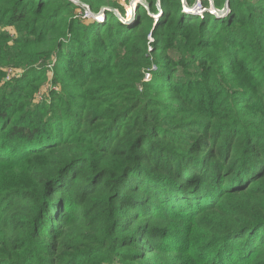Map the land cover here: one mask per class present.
I'll return each instance as SVG.
<instances>
[{
	"label": "trees",
	"instance_id": "obj_1",
	"mask_svg": "<svg viewBox=\"0 0 264 264\" xmlns=\"http://www.w3.org/2000/svg\"><path fill=\"white\" fill-rule=\"evenodd\" d=\"M79 1L0 0V77L70 84L44 116L0 88V264H264V0Z\"/></svg>",
	"mask_w": 264,
	"mask_h": 264
},
{
	"label": "rangeland",
	"instance_id": "obj_2",
	"mask_svg": "<svg viewBox=\"0 0 264 264\" xmlns=\"http://www.w3.org/2000/svg\"><path fill=\"white\" fill-rule=\"evenodd\" d=\"M76 6V14H79L82 20L90 21L91 18H83L82 17V5L85 4L79 0H74ZM117 3V8L115 10V14L118 18L125 24H131L134 21V15L132 12L133 7L138 4L137 0H112ZM201 0H194L191 5V9H198L199 2ZM142 4V3H141ZM145 8H147L148 4H143ZM123 9L124 15L120 13L119 10ZM188 9V8H187ZM223 16L226 14L223 13ZM87 23V21H85ZM25 33L21 32L17 25L11 24L6 18L2 15L0 16V43L6 46H12L15 44V40L20 36H23ZM170 56L172 57L174 63L171 66L174 70H176V74H179V77L188 78L189 74L193 73L195 67H192L191 64H188L184 61L183 55V47L181 42H177L173 46H171ZM31 63L22 64L19 66L13 65H4L1 67L2 76L0 77V88H2V92L5 93L7 90H11L12 88H17L18 90H24L25 92H31L32 97L30 99L31 104L33 105V111L39 114L40 116H44L45 109L50 106L53 97L56 94H60L63 97L67 96V90L70 88L63 86L55 80L59 81V76L54 74L55 66H58L55 63V59L52 57L46 58L39 54L33 55ZM73 65L76 59H72ZM91 62H95L98 64L101 61L92 59ZM63 65V63H60ZM194 76V75H193ZM56 78V79H55ZM68 82V81H67ZM24 84V85H23ZM24 86V87H23ZM30 88V89H28ZM3 154V152H2ZM0 166V173H1Z\"/></svg>",
	"mask_w": 264,
	"mask_h": 264
},
{
	"label": "built area",
	"instance_id": "obj_3",
	"mask_svg": "<svg viewBox=\"0 0 264 264\" xmlns=\"http://www.w3.org/2000/svg\"><path fill=\"white\" fill-rule=\"evenodd\" d=\"M81 5H82L81 6L82 7V11H83V12H81L82 13V17L86 18V19L88 17L91 18L94 14L91 13L89 6L87 4H81ZM200 5L201 4L199 2V5H198L199 8L198 9H200Z\"/></svg>",
	"mask_w": 264,
	"mask_h": 264
},
{
	"label": "water",
	"instance_id": "obj_4",
	"mask_svg": "<svg viewBox=\"0 0 264 264\" xmlns=\"http://www.w3.org/2000/svg\"><path fill=\"white\" fill-rule=\"evenodd\" d=\"M137 1H139V3H142V4H146L147 3L145 0H137ZM147 8H149V4H148ZM225 9H226V7L223 10H225Z\"/></svg>",
	"mask_w": 264,
	"mask_h": 264
}]
</instances>
